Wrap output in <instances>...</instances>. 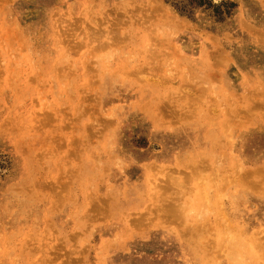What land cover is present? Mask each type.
I'll return each mask as SVG.
<instances>
[{"label":"rangeland","instance_id":"rangeland-1","mask_svg":"<svg viewBox=\"0 0 264 264\" xmlns=\"http://www.w3.org/2000/svg\"><path fill=\"white\" fill-rule=\"evenodd\" d=\"M86 1L0 0V264H41L49 246L72 264H192L177 221L222 224L233 202L264 227V0H133L155 3L159 40L123 23L120 46L77 48L80 24L107 28L130 0ZM195 147L236 180L175 194L164 175L189 171L161 157Z\"/></svg>","mask_w":264,"mask_h":264},{"label":"bare ground","instance_id":"bare-ground-1","mask_svg":"<svg viewBox=\"0 0 264 264\" xmlns=\"http://www.w3.org/2000/svg\"><path fill=\"white\" fill-rule=\"evenodd\" d=\"M150 2L151 1H149V2L147 1L146 8H145V5L142 7L141 4H139L140 6L133 5L134 4L133 0L125 1V3L123 5H121V7H118L117 5L113 6L111 13H113V15L115 14V16H117V18L115 16H113V18L109 19L108 22L106 21L109 24L107 28H105L103 26L100 27V25L99 26L93 25L96 28H94V27L90 28L91 24H93V23L95 24L94 21L90 25H87L88 22L82 23V26L80 23H78L77 25L80 24L79 26L82 29L81 28H79V29L83 30V33H82V31L80 32V33H82V35H81L82 37H81L79 42L75 43V47L80 48L81 45H83V44L87 45L89 43H93L92 40H95V42L97 43L96 45L99 48H104V47L112 48L113 46H118L119 45L118 43H120V42H122V40H124L123 35H121V32L123 33V31L120 30V32H118L120 24H123V23H124L125 27H127V28L134 27V26H131L133 24L135 26L139 25L140 27L139 26L138 27L139 28L142 27V29L145 31H146V29H148L147 31H149V28L153 27V25L156 23H158V24H156V25H158V27H156V28L157 29L159 27L161 28L162 26H160V25L161 24L163 25L164 21H162L160 18L156 19L158 21H156V22L154 21L155 18L153 19L152 14L155 13L157 7H155L156 5L155 6L152 5L155 3H153V2L150 3ZM77 4L80 5L78 7L80 9L89 8L88 7V1H86V0H78ZM147 7H148V9H147ZM144 10H145V12H144ZM120 11H122L121 12L122 14L125 13L127 15L126 20L124 18L125 14H123L124 15L123 16L120 13ZM109 13H110V11H109ZM118 13L120 15H122L124 19L122 17H119L118 15H116ZM137 13H139V14H137ZM103 18H105V17H103ZM170 20H172V19H170ZM98 21H99V19H98ZM98 21L96 24H98ZM173 21H174V19H173ZM106 22H104V23H106ZM175 22H176V20H175ZM77 25H76V27H79ZM156 25H154V28ZM143 30H142V32H143V37H144L145 33ZM160 30H158V32H160ZM155 31L156 30L152 29L151 31H149L147 33V34L152 35V36L147 35V38L151 42L153 40L152 38L154 37V33H156V35L159 34V33H157V31L156 32ZM156 35H155V37L159 40L158 35L157 36ZM48 37L50 40L55 39V35L51 31H50ZM56 37H60V35H56ZM156 38H154V42H156L155 41ZM145 40H146L145 41L146 43H144L143 46L145 47V50L148 53V55H152L153 53L156 55L155 50H152L153 48H151L152 46H150L153 43L148 44V40L147 39H145ZM86 52H87V55H86L85 60L88 61L89 54H90L91 50H86ZM87 68H88L87 65L84 63V69L88 70ZM138 68H140V67H138ZM127 73L128 74L130 73V71L128 69L126 70V74ZM142 90H144L143 87H142ZM145 90H147V89L145 88ZM62 95H64V94H62ZM138 96L140 97L139 100H141L139 102V104L146 105L147 104V100L145 99L146 94L140 92V94ZM138 96H137V98H138ZM75 107H76V109L79 108L77 106H75ZM229 112L231 113V111H229ZM229 112H228V115H224V114H226V113H224L223 116H221L220 121L228 122V120H231V117H230V119H228L226 117V116H229ZM233 113H234V111L232 112V116H233ZM201 128H203V127H201ZM193 143L198 145V143L195 141V139L193 140ZM200 152H202V151L200 150L199 147H195L194 151H189L188 149L177 148L176 150L171 151L167 155L161 157V160L165 161L166 164H173V165H176L178 167L181 166V167L186 168L189 171V172H187V174H185L184 176H180V177L179 176L174 177L172 175H167V174L164 175V176H167L166 181H167L168 187L170 186V188H174L175 194L184 192L185 188L187 187V185L189 184V182L192 179H193L192 185H197L194 190H203V188L205 186H209V188L214 189L217 194H218V188H222L225 184H227V185L232 184L236 180V179L231 180V181L229 180L227 182L224 178H222L221 176L218 175L217 170L213 166L210 165L209 167L205 168L203 162L200 161V158L195 157V155L199 154ZM232 159L234 160V158H232ZM199 167H204L205 169H207L208 175L198 174L197 171H198ZM154 180L156 181V179H154V178L153 179L148 178V183H151L150 185H153ZM146 181L147 180L144 178L143 182H146ZM216 181L222 182V183H217ZM154 185H153V189L150 187L151 193L154 194L155 191L157 193H159L160 189H158V185L156 184L157 189L155 188V190H154V187H155ZM163 197H162V199H163ZM168 198H166V199H168ZM232 198H233V196H232ZM163 203H164V200L162 201L160 206H162ZM165 203H167V202H165ZM170 203H172V202H170ZM232 204L233 205H232L231 209L229 210L230 215H231L230 221L225 220V222H223L222 224L217 223L215 226H212V225L210 226V225H207V224H209L208 222H206V224H203V223H199V222L190 223L186 220L177 221L178 223H181L183 226V228H181L182 229V236L179 239V241L181 243V252L186 254V256L189 258V261L192 264H223V263H225V264H239V263H241V264H264V227L259 226L258 224L252 225V226L246 225V223H250V222L247 220L243 221V220L237 218L238 214L240 213V209L238 208V206H236L235 202H233ZM162 208H163V206H162ZM157 209L159 210V208H157ZM218 210L221 211L222 213H226V208L224 206L219 207ZM163 211H164V216H166V218L168 217L172 221H175L177 219L178 208L176 206H174L173 203L166 205L165 210H163ZM160 213H161V215H163L162 210H160ZM160 213L156 212V216H157V214L159 215ZM157 217H159V216H157ZM210 234H212V237L210 236ZM54 248L55 247L49 246V247H47L46 250L42 251V252H45V254L41 255V264H63V263L66 264V262H68V264H72V261L70 259H68V256L71 257V255L70 254H64L63 257H65L66 260H63L62 255L60 256L57 254L58 250H57L56 254H54V253L51 255L49 254L51 256L50 257L47 253L48 252L50 253L52 249L55 251ZM220 256L223 257L221 260L218 259V257H220ZM224 258H226V260H224Z\"/></svg>","mask_w":264,"mask_h":264}]
</instances>
